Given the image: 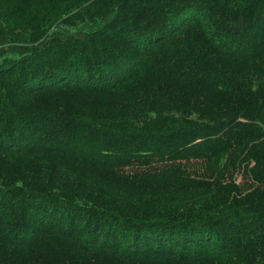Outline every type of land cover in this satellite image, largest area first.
Listing matches in <instances>:
<instances>
[{
    "label": "trees",
    "instance_id": "16d2710c",
    "mask_svg": "<svg viewBox=\"0 0 264 264\" xmlns=\"http://www.w3.org/2000/svg\"><path fill=\"white\" fill-rule=\"evenodd\" d=\"M0 264H264V0H0Z\"/></svg>",
    "mask_w": 264,
    "mask_h": 264
}]
</instances>
